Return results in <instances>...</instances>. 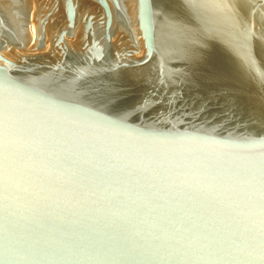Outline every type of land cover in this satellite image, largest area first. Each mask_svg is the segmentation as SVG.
Instances as JSON below:
<instances>
[{"label": "water", "instance_id": "obj_1", "mask_svg": "<svg viewBox=\"0 0 264 264\" xmlns=\"http://www.w3.org/2000/svg\"><path fill=\"white\" fill-rule=\"evenodd\" d=\"M0 264H264V0H0Z\"/></svg>", "mask_w": 264, "mask_h": 264}]
</instances>
